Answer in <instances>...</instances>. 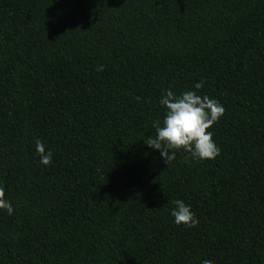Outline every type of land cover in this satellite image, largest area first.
<instances>
[{"label":"trees","instance_id":"trees-1","mask_svg":"<svg viewBox=\"0 0 264 264\" xmlns=\"http://www.w3.org/2000/svg\"><path fill=\"white\" fill-rule=\"evenodd\" d=\"M201 79L220 155L167 166L162 90ZM0 184V264H264V0H0Z\"/></svg>","mask_w":264,"mask_h":264},{"label":"clouds","instance_id":"clouds-1","mask_svg":"<svg viewBox=\"0 0 264 264\" xmlns=\"http://www.w3.org/2000/svg\"><path fill=\"white\" fill-rule=\"evenodd\" d=\"M104 70L103 65L96 68L97 72ZM205 81L201 79L193 85L195 91L186 90L179 94L170 88L163 89L159 105L163 108V119L154 120L152 127L154 136L147 138L148 148L159 152L160 158L168 166L176 158V153L182 151L186 154L185 160L212 161L220 155V149L213 139L210 131L224 115L223 105L216 99L207 95L198 94ZM139 100V97L136 98ZM35 153L39 163L47 167L53 161V152L47 149L40 140L35 139ZM172 207L168 209L173 223L186 228H196L199 220L192 211L191 205L181 199L171 201ZM0 211L13 215L14 209L11 201L6 197L5 188L0 184ZM202 264H213L204 259Z\"/></svg>","mask_w":264,"mask_h":264}]
</instances>
